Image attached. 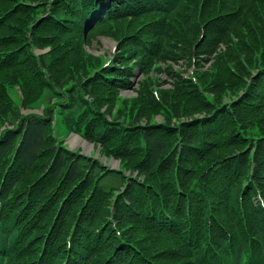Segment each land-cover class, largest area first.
Instances as JSON below:
<instances>
[{
  "label": "trees",
  "instance_id": "1",
  "mask_svg": "<svg viewBox=\"0 0 264 264\" xmlns=\"http://www.w3.org/2000/svg\"><path fill=\"white\" fill-rule=\"evenodd\" d=\"M97 28L126 50L87 73L74 39ZM263 32L264 0H0V264H264ZM178 51L215 54L112 114L135 70ZM15 86L24 107L45 88L42 113ZM57 114L119 168L65 147Z\"/></svg>",
  "mask_w": 264,
  "mask_h": 264
},
{
  "label": "rangeland",
  "instance_id": "2",
  "mask_svg": "<svg viewBox=\"0 0 264 264\" xmlns=\"http://www.w3.org/2000/svg\"><path fill=\"white\" fill-rule=\"evenodd\" d=\"M36 12L37 14H31V15H35L36 17L39 11ZM26 14L28 16V14L30 13L26 12ZM22 26L26 27L24 25ZM98 28L91 32V35L93 36L89 39L88 42L85 41L86 33H84L83 35L78 34L77 38L74 39L77 42V46H79V48L77 49V51H79V54H77L78 64L81 65L82 69H84L87 73H91L95 67L107 61L113 62L115 58L121 59L119 56H121L122 52L126 50L125 47L120 46L119 40H117L113 35L107 33L109 29L107 30V29H101V28L98 29ZM262 34H264V32ZM237 39L238 38L234 36V40ZM252 40H253V45H255L256 47H260L264 42V41H260L261 39H258L257 36L252 37ZM60 41H63L62 37ZM22 42L23 41H20L19 44H21ZM29 44L32 45V47L30 45L31 53H34L36 55L47 52L51 48L50 46H47L46 48L39 49L34 46V42H30ZM179 44L180 43H178V45ZM23 46H26V44H23L22 47ZM194 46L195 45H192L189 51L193 50ZM224 48H225L224 44H220L218 50L221 51ZM81 51L83 52V56H85L90 62H88L87 60H83L81 58L80 55ZM242 51L244 53L253 52L254 56L258 57V52L250 50L249 45L245 46ZM56 52L58 54H62L61 51H56ZM179 52L180 51H178V53L175 56L167 59H163V58H158L156 60H153V58L149 59V61L154 62L153 65L147 66L142 72L135 70L136 75L132 78V80L134 81V86L126 89L118 90L114 95H112L110 101L111 103H113V107L111 108L112 114L115 116L116 115L126 116V118H128L129 115L128 109L130 108V106L132 104H135L137 108L141 103V100L138 97L141 90L145 87V84L149 87H153L152 89L153 91L171 89L173 83V79L171 76L172 71L177 72L183 77H191V78H194L196 76L198 77V75H201L206 71L208 72V69L213 62L212 61L213 55L215 54V52L212 54H207L202 52V53H198L196 57L195 54L186 56V55H181V53ZM117 55L118 57H116ZM198 57H199L198 60L199 65L196 63L197 61L196 59ZM206 58L209 59L206 60ZM83 62H87V63L83 66L82 65ZM7 92L10 98L14 101L15 106L16 105L20 106L19 110L22 115L30 114V113H35V114L42 113L43 106L48 102V100H50L49 98L50 94L47 93L45 91V88L41 86L37 88H32L29 94L28 107H24L20 105L23 96L18 86L12 88L8 87ZM227 99H230V97L225 96L223 97L222 100H227ZM56 101H57L56 98L52 99L51 103H55ZM136 108H134V113L137 111ZM164 113L167 114L165 111H161L160 113H154L152 119L156 121L163 120ZM143 115L144 113H142L141 116ZM173 120H175V118H173ZM6 126H8L6 123L1 125L0 130ZM51 132L57 137L58 140L62 141V144L68 149L73 151H78L81 154L92 155L93 157L98 158L108 168H112V169L119 168L120 166L119 160L113 159L103 154L100 145L87 141L79 132L70 131V129H68V127L62 121L61 115L57 114L54 117L51 126ZM107 181H110V179Z\"/></svg>",
  "mask_w": 264,
  "mask_h": 264
}]
</instances>
